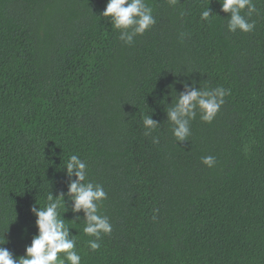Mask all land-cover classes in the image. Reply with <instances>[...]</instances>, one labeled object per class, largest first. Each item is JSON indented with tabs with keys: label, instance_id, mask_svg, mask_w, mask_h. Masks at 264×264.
Segmentation results:
<instances>
[{
	"label": "trees",
	"instance_id": "trees-1",
	"mask_svg": "<svg viewBox=\"0 0 264 264\" xmlns=\"http://www.w3.org/2000/svg\"><path fill=\"white\" fill-rule=\"evenodd\" d=\"M106 3L0 0V243L24 253L30 207L67 193L77 154L112 224L92 251L83 212L66 220L82 264H264V0L247 33L228 31L219 0H147L156 23L131 44ZM185 79L230 94L177 142L166 111ZM145 114L160 122L148 136Z\"/></svg>",
	"mask_w": 264,
	"mask_h": 264
},
{
	"label": "clouds",
	"instance_id": "clouds-1",
	"mask_svg": "<svg viewBox=\"0 0 264 264\" xmlns=\"http://www.w3.org/2000/svg\"><path fill=\"white\" fill-rule=\"evenodd\" d=\"M176 4L177 0H169ZM220 10L227 13V29L229 32H252L256 21L251 16L257 12L253 0H219ZM247 10L244 12V10ZM244 13V14H242ZM105 17H110V23L120 31L119 39L131 44L134 37L143 35L155 23L152 7L147 0H107L102 12ZM185 13H181L184 15ZM214 12L210 7L200 13L202 21L211 22ZM182 90L177 92L175 102L167 108V120L170 122L172 135L177 142L186 141L191 135V121L199 112L203 122L211 123L224 104V97L230 94V89L221 86L215 88L197 87L195 80H181ZM145 135L151 133L159 126V121L153 115H143ZM158 138H153V143H158ZM214 156L202 157V163L208 167L215 164ZM66 175L69 178L67 193L50 192L43 206L33 204L30 211L35 215L37 231L32 235L31 242L25 246L24 253L16 256L7 247L0 243V264H82V255L77 249L75 234L66 220L73 223L81 216L75 215L83 212V233L94 237L87 241L88 248L97 251L101 248L102 234H111L112 224L108 216L101 214L103 201L108 198V193L100 183L88 179V164L77 154H72L65 162ZM65 195L70 200V210L74 214L72 219L65 218L69 211V204ZM66 209L61 214V210ZM158 211V209L154 210ZM155 219V217H153Z\"/></svg>",
	"mask_w": 264,
	"mask_h": 264
}]
</instances>
